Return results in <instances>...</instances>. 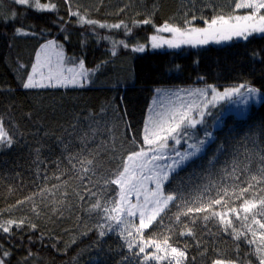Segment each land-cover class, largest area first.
<instances>
[{"label": "trees", "instance_id": "trees-1", "mask_svg": "<svg viewBox=\"0 0 264 264\" xmlns=\"http://www.w3.org/2000/svg\"><path fill=\"white\" fill-rule=\"evenodd\" d=\"M236 2L39 0L40 4L56 7L37 10L35 0L25 6L0 0V4L17 14L14 22L0 23V120L6 129L15 133L11 147H0V225L10 229L8 233L0 231V249L9 253L5 264H121L126 256L130 258L127 264H175L172 252L165 253L172 247L186 252L180 264H214L216 260L224 264H259L264 259V255L256 251V244L250 246L243 237L237 240L231 231H222L223 225L218 226L213 221L205 223L203 219L192 224L188 222L191 217L182 215L180 221H176L177 213L186 209L171 204L161 214L162 224L157 217L148 229L128 239L134 245L130 252L125 234H120V226L116 227L113 222L115 230L101 238L97 228L99 217L87 210L91 204H85L73 194L83 191L82 172L73 171L60 181L56 179L62 171L69 170L66 160L69 152L65 151V145L71 140L72 154L80 151V136L87 130L84 118L89 114H96L97 119L103 116L102 124L106 122L112 129L111 136L97 137V144L114 139L117 150L115 160L110 159L111 152L99 156L95 161V174H89L91 182L84 181L90 188L96 184L92 190L99 191L105 179H115L110 173L116 170L121 157L126 158L129 152L143 147L139 139L134 144L127 138L126 128L130 124L134 134L143 137L148 101L155 88L244 84L264 96V33L252 34L247 39L237 37L219 45H184L144 52L134 47L147 42L149 35L164 24L201 27L213 16L250 13L249 9H235ZM0 15L9 17L6 13ZM144 20L150 23H142ZM185 21L192 23L186 25ZM121 22L126 27H111ZM101 24L106 27H99ZM17 27L30 34L16 35ZM52 40L62 45L69 64L78 66L85 77L80 84L25 89L23 83L30 74L39 45ZM224 106L220 102L212 107L201 129L211 130L220 122L215 142L206 146L199 159L173 176L171 183L164 184L166 194L180 188L185 197L195 199L198 187L213 191L217 185L228 186L232 192V181L224 179L222 170L231 166L233 152L237 149L244 163H248L245 151L252 157L249 167L252 174H256V157L264 155L261 151L264 135L260 134L264 129V99L240 118L224 114ZM73 125H77L76 134L70 136ZM96 146L89 140L90 149ZM221 146L222 152L219 151ZM92 158L88 153L81 157L83 160ZM81 167L76 163V169ZM44 174L48 177L46 181ZM64 180L66 186L53 188ZM112 187L116 188L115 192L111 191ZM42 188L49 190L43 197L39 194ZM108 190L118 200V185ZM33 193L36 195L32 201L18 204ZM65 193L69 195L66 197ZM96 199L103 202V197ZM232 200L235 203L231 206L239 209L242 201L235 196ZM181 203L183 201H177ZM216 211L224 209L217 207ZM33 224L35 228L31 227ZM241 225L242 222L233 220L232 227L237 232L244 231ZM248 225L258 230L251 220ZM188 229L192 230V235H179ZM247 235L252 238L251 232ZM136 245L145 247V253L139 254L138 259L132 254L138 252ZM155 245L160 246L159 251ZM153 256L163 258L153 260Z\"/></svg>", "mask_w": 264, "mask_h": 264}, {"label": "snow or ice", "instance_id": "snow-or-ice-1", "mask_svg": "<svg viewBox=\"0 0 264 264\" xmlns=\"http://www.w3.org/2000/svg\"><path fill=\"white\" fill-rule=\"evenodd\" d=\"M13 3L25 6L30 4V0H13ZM37 10L45 9H55V5L40 4L39 0H35L34 4ZM235 9H251L249 15L235 16V17H225L223 15L213 16L209 20L205 21L206 27L195 28L186 27L184 30L181 28H173L170 26H164L163 31L172 32L178 35L179 40L177 43L173 41H166L170 47H180L182 44H192V45H203L209 42L211 37L216 35H223L227 33L223 38L231 39L232 36L241 37L247 39L250 35L259 32L264 33V26H257L255 23L256 15L260 10L264 9V0H237L235 3ZM123 11V9L121 10ZM72 15H79V13H71ZM17 19V14L13 12L11 16L6 17L0 15V23L8 24L12 23ZM196 19L195 16L192 18ZM259 21L261 25H264V15L259 16ZM89 24H95L93 21H86ZM251 22V23H250ZM142 23L148 24L149 20H144ZM191 21H185L186 25H191ZM99 27H106L101 24ZM112 28H123L126 27L123 22L119 24H114ZM251 30V31H250ZM16 35H28L30 33L23 32L22 27L15 28ZM67 39V37H65ZM153 40L156 37H152ZM49 45H56L55 41H48L47 45H42V48H46ZM126 47V45H125ZM153 47H159V45L154 44ZM143 51V48L138 49ZM115 55V52H113ZM37 61H39V53L37 54ZM80 67L83 68V61L80 62ZM38 71V65H32V72L28 75L27 80L23 83L25 89L34 88L37 85L33 82V76ZM83 79L85 73L81 72L79 74ZM51 80V76L49 77ZM75 77H73V81ZM247 88L246 85H239L233 88H226L222 93L216 92L212 89V99L204 104L203 109H197V116L193 117L189 115V110L185 111H169L156 113V118L152 121V131L149 134L148 125L145 126L142 138L137 137L134 134V130L131 125L128 124L126 128V135L129 140H132L135 144L137 139L140 143L146 145L145 147H140L138 151H131L128 153L126 158L121 157L117 163L115 171L110 174L115 176V179H105L104 185L101 190L93 191L92 188H96L97 185L93 184L92 187H88L84 181H90V173L95 174L96 159L101 155H107L109 152L112 153L110 159L115 160L117 150L115 147L114 139L100 141L97 144L96 138L99 136H111L112 129L107 127V123L103 116L97 119L96 114H89L88 117L84 118V124L87 130L83 131L80 136V151L72 154L71 140L67 145H65V151L69 152L67 156V164L69 165V170L67 173L61 172L60 177H56L58 181L65 175L70 174L73 171L82 172L81 175V185L83 191L81 193H73L78 196L80 201L85 204H91V207L87 210L89 212H95L99 217L100 222L97 224L99 229V236L103 238L109 232L114 231L113 222H115L116 227H119L124 223L123 215L129 217L135 216L136 212H139V226L136 231L139 233L144 229H148L153 225L154 221H157V217H160V223L163 222V217L161 213H164L171 205L178 208H185L186 211L178 212L175 216L176 221H180L181 215L184 217H191L189 223L195 224L197 219H203L205 223L209 221L215 222L216 225H223L222 231L229 232L235 236L237 240L241 237L251 246L256 244V251L264 255V155H258L256 157V163L258 167L255 169L256 174H252V170L249 164L252 161V157L245 151L244 157L248 163H244L240 160V153L237 149L233 152L234 159L231 162V166H226L222 171L224 172V179H231L232 183L230 187L232 192H229L228 186L217 185L213 191H210L207 187H198V195L195 199L185 197L183 191L177 188L171 194H166L164 191V184L171 183L173 176H178L179 172L187 167L189 164L193 163L195 159H199L203 155V149L210 143L215 142V131L216 125L213 126L211 130L203 128V137L192 135L193 130L197 129V126H203L205 118L210 114V106L214 107L217 100H223L226 97H231L233 95H238L242 97L243 103H248L252 98V95L257 92L255 88H247V94L242 93L241 89ZM159 94L160 90H156ZM206 94V93H205ZM103 111V110H102ZM126 115V113H125ZM73 132L68 135L74 136L76 134L77 125H73ZM260 134L264 135V129L260 130ZM10 129L4 127V123L0 120V147H11L14 143L13 136ZM195 139L194 143H188V141ZM248 137H245L247 140ZM89 140L92 144H96L95 149L89 148ZM173 142L171 145L169 142ZM179 145L184 148V151L178 150L175 146ZM246 148V146H245ZM38 151V150H37ZM219 151H223V147ZM264 151V149H261ZM93 152L95 153L93 155ZM84 153L92 155V159L83 160L81 157ZM82 165L80 169H76V163ZM149 164L152 168H149L151 176L148 177L153 183L154 188L143 190V201H140L141 189L138 188V180H134L135 173L137 170H142ZM83 165H87L84 167ZM123 168V171L120 169ZM59 170V166H58ZM48 179L47 175L44 174V180ZM67 181H62L59 185H54V189H59V187L66 186ZM118 185L120 189V199L116 200L111 196L109 192V187ZM241 185H245L242 187ZM111 191L115 192L116 188L112 187ZM135 192L137 196V203L131 204L129 197ZM49 193L47 188H42L40 190V195L43 197ZM36 193L32 196L27 197L25 201H18V204H23L28 201H32ZM51 195H56V192H52ZM69 194L65 193L67 197ZM97 196L103 197V202L96 199ZM235 196L236 200H241L242 203L237 207L231 206L235 203L232 197ZM245 197H251V199H245ZM227 198V199H226ZM95 200V203L92 201ZM177 201H183L181 204H177ZM217 207L224 209V211H216ZM255 209V211H253ZM241 210L244 213L241 216ZM259 216L260 219H256ZM233 220L242 222L243 232H237L235 228L232 227ZM251 220L254 225L258 226V230H254L248 225V221ZM14 223V222H9ZM23 223V221L21 222ZM17 227H20L18 224ZM35 228L36 225H31ZM187 227V225H185ZM0 231L8 233L10 231L9 227L0 225ZM251 232L252 238L250 239L247 233ZM123 235V232L120 233ZM259 238L257 240V235ZM179 235H192V230L188 229L187 232H181ZM132 236V232H128L125 240L127 241V246L131 252L134 245L128 240V237ZM143 243V241H141ZM149 243L155 244V242L150 241ZM165 244L167 242L165 241ZM138 247V252H133L132 254L139 258V254L145 253V247L136 245ZM157 251L160 250L159 245H155ZM171 252L175 258V264H180V260L186 257V252L182 251L176 247L171 248ZM9 256L7 251L0 249V264H5V258ZM163 257L153 256V260H159ZM129 257H124L121 264H127ZM194 259V258H193ZM214 264H224L221 260L214 261ZM243 264V262H241ZM259 264H264V259L259 261Z\"/></svg>", "mask_w": 264, "mask_h": 264}, {"label": "rangeland", "instance_id": "rangeland-1", "mask_svg": "<svg viewBox=\"0 0 264 264\" xmlns=\"http://www.w3.org/2000/svg\"><path fill=\"white\" fill-rule=\"evenodd\" d=\"M13 1V0H11ZM251 13V9H249ZM0 13H6V15L11 16L12 12L6 7H4L2 4H0ZM249 13V14H250ZM248 13L244 14H238L239 16L249 15ZM264 15V9L260 10V12L256 15L255 23L257 26H264L261 25V22L259 21V16ZM237 16V15H235ZM232 16V17H235ZM251 23V22H250ZM170 26L173 28H177L178 26L170 25V24H164L163 26H159L156 28L157 30L149 35L147 42H141L134 47H137L136 51H139L138 49L143 48L144 52L145 50H153V49H170V48H179V47H170L166 41H173V43H177L179 40V37L177 34L172 32L163 31L162 29L164 26ZM207 25H203L201 27H195V28H204ZM184 30L183 27H178ZM251 31V30H250ZM254 34H261L259 32H256ZM227 33H224L223 35H216L214 37H211L209 39V42L207 44H226L227 42L231 41L234 38H237L236 36H232L231 39H225L223 38L226 36ZM152 37H156L155 40L152 39ZM241 38V37H240ZM53 41V40H52ZM48 41L45 43H42L39 45L35 56H34V62L33 64L38 65V71L33 76V82L37 85H43V86H61V85H73L81 83V76L79 75L81 71L79 70L78 66H72L69 64L68 60V54H66L65 50L63 49L62 45L56 42V45H49L46 48H42V45H47ZM159 45V47H153V45ZM203 45H193L195 46H204ZM184 45H192V44H182ZM180 46V47H181ZM39 53V61H37V54ZM32 72V68L30 73ZM83 72V71H82ZM85 73V72H83ZM51 76V80L49 77ZM73 77H75V80L73 81ZM242 84H231V85H225L223 87H218L215 85H199V86H160L155 88L150 101H148V107L144 119V127H143V135L145 134L144 129L145 126L148 125L149 128V134L152 131V121L156 118V113L161 112H169V111H185L189 110V115L198 118L197 116V109H203L204 104H206L209 100L212 99V89L214 88L216 92L222 93L224 89L226 88H233L237 87ZM244 85V84H243ZM247 88H254L252 86L246 85ZM247 88L241 89L242 93L247 94ZM256 89V88H255ZM156 90H160L159 94ZM257 90V89H256ZM206 93V94H205ZM264 99L263 93H261L259 90L255 94L252 95V98L249 100L248 103L242 102V97L238 95H233L231 97H226L223 100H217L215 102V105L221 103L225 104V109H223L222 112L224 114H232L235 117H242L244 116L249 108L251 106H256L260 104V102ZM212 107L210 106L209 112L205 118H209L211 115ZM204 126V124H203ZM198 125L197 127L199 129H195L192 132L193 137L195 138L197 135L201 138L203 137V130L202 127ZM216 126H220V122L216 123ZM216 127V128H217ZM195 139L188 141V143H194ZM170 145L173 142H169ZM143 147L147 148L146 145H143ZM178 150L184 151V148H181V146L176 145L175 146ZM206 148V147H205ZM205 148L203 150H205ZM149 168H152V165L149 164L147 167H145L142 172L140 170H137L135 173L134 180H138V188L141 189V196L140 201H143V190L154 188V183L148 179L149 176H151V173L149 172ZM119 187V186H118ZM164 188V186H163ZM120 199V189H119V195L118 200ZM129 200L131 204L137 203V196L135 192L129 197ZM162 214V213H161ZM124 223L120 225L121 231L125 234V237H127L128 232H132V236H136L139 234L136 229L139 226V212H136L135 216L129 217L127 215H123ZM131 237H128L131 238ZM171 253L169 249L165 252Z\"/></svg>", "mask_w": 264, "mask_h": 264}, {"label": "crops", "instance_id": "crops-1", "mask_svg": "<svg viewBox=\"0 0 264 264\" xmlns=\"http://www.w3.org/2000/svg\"><path fill=\"white\" fill-rule=\"evenodd\" d=\"M78 84H80V83H78Z\"/></svg>", "mask_w": 264, "mask_h": 264}]
</instances>
